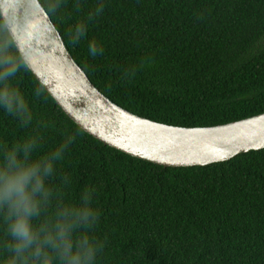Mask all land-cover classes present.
<instances>
[{
  "label": "trees",
  "instance_id": "trees-1",
  "mask_svg": "<svg viewBox=\"0 0 264 264\" xmlns=\"http://www.w3.org/2000/svg\"><path fill=\"white\" fill-rule=\"evenodd\" d=\"M99 0L50 16L75 61L121 108L157 123L210 128L264 114V0H103L73 45L71 25ZM42 4V3H41ZM102 54L92 57L89 45ZM17 82L51 121L47 147L76 139L60 171L95 190L100 264H264V150L206 167L164 168L104 145L57 105L31 70ZM0 111V135L23 136Z\"/></svg>",
  "mask_w": 264,
  "mask_h": 264
},
{
  "label": "clouds",
  "instance_id": "clouds-1",
  "mask_svg": "<svg viewBox=\"0 0 264 264\" xmlns=\"http://www.w3.org/2000/svg\"><path fill=\"white\" fill-rule=\"evenodd\" d=\"M68 3L31 0L28 7L38 16L45 11L59 16ZM82 3L73 0L74 10L79 12ZM18 7L0 0V111L29 131L11 139L0 135V264H100L107 241L96 231L101 213L94 205L95 190L85 187L74 196L71 176L59 168L76 136L66 135L47 147V135L55 126L34 110L42 89L37 87L30 99L16 79L31 63V39L22 31ZM102 11L99 0L94 13L70 26L73 45ZM102 52L96 43L89 45L92 57Z\"/></svg>",
  "mask_w": 264,
  "mask_h": 264
},
{
  "label": "water",
  "instance_id": "water-1",
  "mask_svg": "<svg viewBox=\"0 0 264 264\" xmlns=\"http://www.w3.org/2000/svg\"><path fill=\"white\" fill-rule=\"evenodd\" d=\"M11 2L19 6L22 31L31 39L29 69L62 111L104 145L164 168L206 167L264 150V114L217 127L182 128L121 108L91 82L46 11L33 14L31 0Z\"/></svg>",
  "mask_w": 264,
  "mask_h": 264
}]
</instances>
